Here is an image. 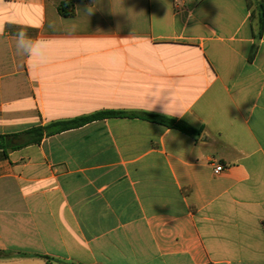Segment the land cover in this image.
<instances>
[{
  "label": "crops",
  "instance_id": "obj_1",
  "mask_svg": "<svg viewBox=\"0 0 264 264\" xmlns=\"http://www.w3.org/2000/svg\"><path fill=\"white\" fill-rule=\"evenodd\" d=\"M62 1L0 0V135L23 144L33 127L102 110L194 132L108 118L0 149V264H264L256 6L74 0L64 17ZM21 31L42 41L31 59Z\"/></svg>",
  "mask_w": 264,
  "mask_h": 264
},
{
  "label": "trees",
  "instance_id": "obj_2",
  "mask_svg": "<svg viewBox=\"0 0 264 264\" xmlns=\"http://www.w3.org/2000/svg\"><path fill=\"white\" fill-rule=\"evenodd\" d=\"M250 6L255 5L259 11L260 23L264 25V2L262 0H249ZM74 0H63L58 7L59 13L67 17L73 13ZM108 118H140L167 127L179 129L186 133H193L194 130L187 124L177 122L176 120L160 114H152L148 112H127L115 110H102L89 115L80 116L70 120H61L51 122L45 126H36L23 134V144H12V139L17 136L0 135V149H17L22 145L40 144L44 137L59 134L61 132L79 128L88 123L104 120ZM264 225V223H263Z\"/></svg>",
  "mask_w": 264,
  "mask_h": 264
},
{
  "label": "clouds",
  "instance_id": "obj_3",
  "mask_svg": "<svg viewBox=\"0 0 264 264\" xmlns=\"http://www.w3.org/2000/svg\"><path fill=\"white\" fill-rule=\"evenodd\" d=\"M87 13H92V8H87ZM42 43L40 40H33L27 36L26 33L21 31L16 36V50L19 55L26 56L28 59H31L34 53L36 52L39 45ZM160 96H157L159 98ZM168 104L164 106L163 111L166 115H179L183 116L184 114L182 112H169L168 110Z\"/></svg>",
  "mask_w": 264,
  "mask_h": 264
},
{
  "label": "built area",
  "instance_id": "obj_4",
  "mask_svg": "<svg viewBox=\"0 0 264 264\" xmlns=\"http://www.w3.org/2000/svg\"><path fill=\"white\" fill-rule=\"evenodd\" d=\"M223 171V167L222 166H220V165H216L215 167H214V173L215 174H218V173H220V172H222Z\"/></svg>",
  "mask_w": 264,
  "mask_h": 264
},
{
  "label": "water",
  "instance_id": "obj_5",
  "mask_svg": "<svg viewBox=\"0 0 264 264\" xmlns=\"http://www.w3.org/2000/svg\"><path fill=\"white\" fill-rule=\"evenodd\" d=\"M21 140H19V139H15V140H13V143H16V142H20Z\"/></svg>",
  "mask_w": 264,
  "mask_h": 264
}]
</instances>
